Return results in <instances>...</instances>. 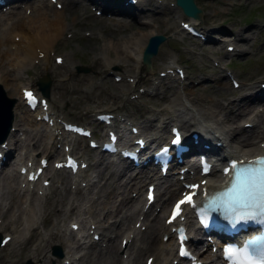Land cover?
I'll return each mask as SVG.
<instances>
[{"label":"rangeland","instance_id":"obj_1","mask_svg":"<svg viewBox=\"0 0 264 264\" xmlns=\"http://www.w3.org/2000/svg\"><path fill=\"white\" fill-rule=\"evenodd\" d=\"M90 1L94 2L93 0ZM149 1L150 0H148L147 5L152 6ZM39 2L41 3V0H38V4ZM195 2L202 9L201 20H198L199 25H203L204 23L211 24V22H213L216 25H220L223 28L228 29V32H226V30L219 32L221 34L228 33L226 34L228 37H224L225 39L218 42V44L214 46L211 43L200 42V40L196 37H193L176 27L178 23L177 18L181 17L179 8H158V12L149 15L153 16V21L151 20L148 22L143 19L141 23L144 25L140 23V27H143L146 30L152 28L156 31L168 32L170 35H168L166 39L160 43L156 53L157 57L151 59V67H149L148 70H145L142 67L141 62L136 58V55L135 58L132 56L134 53L137 54V52H134L133 50L130 52V57L122 54L112 55V48L110 47L111 40H116L115 48L118 47V42L122 40V38L130 36L129 33L133 29L132 27L134 26V23L137 24L134 20H127L125 17L117 18L115 15L107 17L109 16L110 11H106L105 8H103V10L106 14H96L94 12V8L92 7L93 5L90 3H76V5L68 0L62 2V6L58 8L66 12L65 17L63 18L65 27L63 31L57 35V37L55 36L53 40H48L47 43H50L54 49L47 56V58H43L44 56L38 55L35 58L37 60L34 61L32 60L33 54H31L25 62L17 65L14 64L15 66L8 64L7 67L9 66L11 68H8L13 70L12 73L15 75L13 81L15 80L14 82L18 85L30 84L35 87V80L37 77L43 72H47L51 81L48 101L52 108L55 109L57 116L80 122L82 124H87L91 127H99L93 119L95 111L101 109L111 110L121 108L125 114L127 112L130 117H134L139 125L142 124V128L139 126L140 130L147 137L154 135L159 136L164 134L165 130L155 125L154 121L156 120V117H152V113L149 109L152 111L155 108L154 106H160L161 110L162 105L165 104V107L167 106V110H164V114L168 118L172 114L178 121L186 123L189 118L194 117L196 121L210 122L212 125L215 123V128H217L216 126H222L223 128L220 131L222 133L225 132L228 136L235 132L236 137L245 138L249 136L248 140L249 138L252 140V137L255 135L258 137L261 134V112L264 108L256 111V109L259 108L258 104L252 103L253 106L252 104L250 105V107H252L250 111L247 110V112L245 111L246 109H244L241 114H238L233 119H230L233 123L229 124L226 120L227 117L225 118V107L221 108L218 104H214L216 100H218L219 103L223 102L222 100H224V97L221 96L223 92L217 95V99H211V102L210 97L213 94L212 91L214 87L219 82L224 83L225 81V83L231 87L230 82L223 77L222 71L217 69V64L221 63L222 65L227 66V63H229L231 70L235 73V77L238 78L239 81H250V79L251 81H256L258 79H264V0H195ZM36 3L37 2H35L34 5H36ZM28 5L30 6L31 3ZM52 7L53 4L50 6L47 5L46 10L50 12ZM70 8H72V14L68 15ZM16 9L22 11L23 7L14 8V11ZM76 13L77 16H74ZM0 14H2V16H15L16 13L10 11L7 14L2 12H0ZM143 16L147 15H142V17ZM113 19H118L119 21L116 22ZM188 20L192 22L194 19L192 17H188ZM120 21H122V24H119ZM5 26V23L3 25L0 24V31H2ZM13 34L16 35V33ZM238 34L242 37L239 40ZM234 35L238 37V41L236 40L235 42H237V45L240 47L238 48L240 53L226 55L224 41H229L231 39L229 36L232 37ZM232 44L235 43L232 41ZM55 53L62 55L61 63H55L53 61V54ZM210 58L211 60L214 58L215 64H211ZM112 59H114L113 62H111ZM174 61H177L176 63H179L184 67V77H187V79H184L183 83H176L172 79L161 78L160 82L155 85L156 91L154 94H150V92H141L138 93L135 98L129 97L128 94L132 92V89H134V86L131 87V85L132 82H136L134 81L136 79V75H138L141 83H146L148 81L146 76H148V74L156 73L158 66L160 68L164 63L166 64L167 62ZM74 64L88 66V69L76 71ZM113 72H118L120 74V78H113ZM125 75H130V77L124 78ZM206 77L210 78L207 79ZM195 78L197 81L193 82L192 80ZM0 84L3 87L5 94L8 96H14L16 100L14 104L19 102L17 94L11 93L9 84H5L3 81H0ZM235 91L238 90H234L232 93ZM245 91L246 89H240L237 93L238 97L243 95V92ZM164 92L173 98V101H165V103L164 100L161 101L159 98ZM201 97H203V99L206 98V101L200 99ZM234 99L236 101L234 100L232 109L236 112V106L243 101L237 100L236 92ZM229 102H231V99ZM229 102L227 99L225 103L229 104ZM17 108L16 117L19 116V109L22 110V107L19 105ZM25 113H27L26 116H29V114L31 115L28 110L25 111ZM251 114L253 127L248 129L245 128V130L241 126L240 120L249 117ZM14 116L15 114L13 115V119ZM155 116H157V114ZM27 118L29 119V117ZM28 119H25L23 122H19L18 125L16 124L17 127L23 131H30L32 128L36 127L37 124L43 125V123L39 120L34 122L32 117L30 118V121ZM148 123L151 127L143 128V125L145 124L144 126H148ZM16 125L11 123L10 130L13 128L14 132V126ZM218 129H220V127ZM10 130L7 133H9ZM49 130L50 128H48L47 131L49 132ZM97 130L98 129L95 128V133L99 135ZM75 141L76 145L74 146V151L80 153L81 155H86L90 160V169L81 170L80 174V177L83 179H85L86 175H88V184L81 186V190L77 191L75 186H69L66 171H54L53 178L56 179L59 186L53 188L54 192L51 191L48 195L38 196L39 199L35 200V213L33 214L32 220H35L33 224V226L36 227L34 228L35 232L31 230L33 227L30 228L31 220L19 224L23 217V214H21L20 217L16 216L15 220L10 221L8 219L9 210H6L2 219V224L9 231L11 228L15 229V238H23L24 240L22 239V242L12 241L1 247L0 258L6 257L8 261L12 259L15 261L14 264H22L26 259H29L27 264H40L42 260H44L46 264H50L49 244L54 242L52 241L53 238L54 240L57 238L53 237L50 240L51 237L48 236L49 239L47 242H43V240L46 239L48 229L56 233L57 237H63L62 241L59 242L60 247L62 252H68V254L72 255L73 264H98L95 260L91 263H85L83 256L85 252L89 249L94 251L98 248H104V245H107V242L109 243V241H115L116 245L119 242V231H112L110 226L113 224V221L119 219L124 208L120 207L117 211H115V207L118 203V205L121 206L120 201L122 198L126 201V198L129 196L128 188L131 187L130 189H133V186L138 187V178L136 177L130 181L127 180V177L123 173L118 172L123 162L114 157L107 160L105 155H101L102 157L98 156L97 158L95 155L96 152L87 147L85 138L80 140L77 138ZM44 142L45 140L42 143L44 144ZM227 144L229 147L231 146L232 148H235L233 147V144H235L233 139L228 138ZM40 145L33 149H38L41 147ZM232 148L231 150H233ZM39 149V153H42ZM16 150L18 151L19 149ZM100 158L102 160L104 159L103 162H97L98 160L102 161ZM94 169H96V171L100 169L102 170L101 172L105 171L104 173H106L107 170L108 172L111 170H114L115 172H110L111 176H107L108 172L105 177L103 176L105 174H103L102 179L99 178ZM170 177L172 178L171 175ZM106 178L107 182L103 186H100L102 182L101 180H105ZM162 178L157 180L158 184L161 183ZM162 181L164 182L165 180L162 179ZM10 182L12 183V181ZM98 185L100 186L99 190L96 189ZM158 187L160 188L161 185ZM15 197L17 196L15 195ZM60 197H62V201L64 202L61 205L62 209L59 213H57L58 216L56 218L53 217V202L58 203L57 201L61 199ZM72 200L78 201V204L69 209L68 204L72 203ZM155 205L156 207L158 206V209H154L152 213L156 212L160 215L161 207L157 203H154L152 206ZM44 209L45 211L48 209L47 213H52L51 216L47 217L45 222L42 219L44 216ZM146 212L148 214V210L145 211V213ZM72 217L78 220L80 228L83 232H86L87 224L90 221H92L95 226H97L96 228L100 231L99 240L87 243L86 245H80V247H82V251L78 256L74 252H76L79 248V244L75 239H72V234L70 232H64L68 218ZM147 218L149 217H146L145 219L147 227L144 226L142 229H137L140 230V233L146 232L149 222L152 221L153 217L149 219ZM129 223L131 225L133 220ZM108 225L109 227H107ZM112 233H115V237L111 238L110 236L109 238L108 235H112ZM140 233L134 235L132 242L130 241V243L124 247V251L126 253H128L130 248L142 244V240H139ZM168 239L164 241L167 242ZM23 243L25 247H28V245L30 247L37 245L38 249L40 248V251L34 256L30 253H26L28 250L23 249ZM167 248H169V246ZM79 252L80 250L77 251V254ZM146 252L148 251H143L141 256L142 254L144 256ZM170 258H172L171 255L168 258V262H170ZM140 262L141 260L138 264ZM0 264L6 263L0 262ZM171 264L178 263L174 262Z\"/></svg>","mask_w":264,"mask_h":264},{"label":"bare ground","instance_id":"obj_2","mask_svg":"<svg viewBox=\"0 0 264 264\" xmlns=\"http://www.w3.org/2000/svg\"><path fill=\"white\" fill-rule=\"evenodd\" d=\"M93 1L96 2L98 5H100V7L105 8L106 11L109 10L110 11L109 16H113V14H120V15L127 16L128 17L127 20L131 19V20L136 21V16H132L134 10L131 7V5H129V4H121L120 0H93ZM34 3H32V4H34ZM48 3H49V0L46 2V4L44 3V5H47ZM74 8H76V7H74ZM158 10L159 9H157V8L151 9V10H145V11H143L142 15H147V16H143L142 18L145 21H148L150 19L152 20L153 16H149V15H152L153 13L158 12ZM139 11H141V9H138L136 14ZM12 12L16 13L15 16H12V15L11 16L10 15H3L2 16V14H0V24L1 25H3L4 23L6 24L5 28L2 31H0V81H3L5 84H9V88H10L11 93L17 94L18 96H20L19 86L14 82L15 80L13 81V79L15 78V75L12 73L13 70L9 69L11 67L8 66L9 67L8 68L7 65L8 64L17 65V64H20L22 62H25L29 58V56L31 54L34 55L39 50L42 51V54L44 56H46V53L48 51V46L50 44V43H47L48 40H53L55 38V36L57 37V35L59 33H61L63 31L64 27H65L64 23H63V18L65 17L66 12H64L61 9H58V8H56L54 6L51 8V10L49 12L48 10H46V6H41V5L30 7V10L27 13L25 11H23V10L20 11L19 9H16L15 11L13 10ZM77 13L74 16H77ZM69 14H72V8L69 9L68 15ZM148 16H149V18H148ZM117 18H119V17H117ZM2 19H4V20H2ZM114 21L118 22L119 20L115 19ZM189 22H191V21H189ZM119 24H122V21H120ZM132 28L133 29L129 33L130 36L124 37V35H123L124 38H122V40H120L118 42L119 43L118 47L115 48L116 40H111L110 47L112 48V53H113L112 55H114V54H116V55L122 54L124 56H129L130 57V52L132 50L134 52H137V54H139V52L141 50V47L144 44L145 37L148 34H150V33H152L154 31V29H152V28L148 29V30L144 29L143 27L141 28L140 24H135V23H134V26ZM217 31H219V32L222 31L223 32L224 28L223 27H218L216 32ZM13 33H16V35L13 34ZM13 36H17V37L15 38ZM232 37H234V36H232ZM108 55H111V54H108ZM156 57H157V54L152 55L151 59H154ZM43 58H45V57H43ZM113 60L114 59H112L111 62H113ZM60 65H62V64H60ZM62 67H59V68H62ZM166 68H168V66H166ZM254 85H255V80L251 81V79H250V81L249 80L248 81H242L238 85L237 88H232V87L228 86L225 83V81H224V83H220L219 82V83L216 84V86L214 87V89L212 91L213 94L210 97V102H211V99L212 100L213 99L214 100L217 99V95L222 93V92H223V94L221 96L222 97H227V95L231 94L234 90H238L239 88H243V87L251 88ZM253 93H254V91L250 92L249 95L247 94V95H243V97H241V98H247V99L242 104L236 106V110H237L236 112H234L233 109H232V105H233L234 101L231 98H228V102L231 99V102H229V104L228 103H223V102L219 103L218 100H216L215 102L213 101V102H214V104L215 103L218 104L221 108L225 107V118L227 117L226 120L229 122V124H232L233 122H231L230 119H233L238 114H241L243 112L244 108L246 106H248L249 104H251L255 99L260 100L259 105L264 106V91L262 93H259V94L262 95V97H258V98H256V96ZM172 97H175V96H172ZM159 99L161 101L164 100V103H165V101H173V98H171L166 92H164L163 95ZM200 99L206 101V98L203 99V97H201ZM250 99H252V100H250ZM7 100H8V98H6V97H3V96L0 97V101H1L0 103H4ZM14 100H15V98H14ZM197 100H199V99H197ZM18 103L19 102H16L15 104L13 103L12 105H8L7 109H4L3 105H2V109H0V115L2 116L3 119H1V121H3L4 118H6L5 115L8 112L11 115L10 124L12 123L13 125H16V124H18V122H21V121L23 122L25 119L26 120L28 119L27 118L28 116H26L24 114V112L22 113L20 110L18 111L19 116L16 117V114H17L16 112H17V109H18L17 108ZM252 106H253V104H252ZM166 109H167V106L165 107V104H163L162 105V109L160 111L164 112V110H166ZM149 110H151V109H149ZM12 114L13 115L15 114L14 119L12 117ZM12 120H13V122H12ZM36 121L37 120H34V122H36ZM206 121H207V119H206ZM144 125H143V128L151 127V126H149V123H148V126H144ZM56 127H57L56 124H54V128H56ZM214 127H215V123H214ZM216 127L217 128L220 127L219 130H221L223 128L222 126H219V127L216 126ZM1 128L2 127L0 126V130H1ZM52 128L53 127H50V130H53ZM12 130H13V128H12ZM12 130H10V132H9L11 136H12V132H13ZM44 130H45V128H39L38 131L37 130L26 131L25 132L26 142L30 141L31 145L34 146L33 148L38 147L41 144V147H39L40 148L39 150L42 152V154H45V155H48V153H50V154H53V153L58 154L60 152V150L58 151V149L56 147H52L51 146V143H52L51 141H50L51 142L50 144L47 143L50 140V137H52L53 131L50 132V130H49V132L48 131L46 132L47 139L45 140L44 144L42 143L40 137L42 136V132H44ZM8 131H9V128L7 129V132ZM150 137H154V136H150ZM227 137L230 138V139H233L235 141V144H233V147H235V148H232L231 146H230V148L233 149L232 150L233 152L235 150H238L236 152L239 155L240 154H246L247 155V154H251V153L258 152L259 150H261V147L258 150L257 149H253V148H255V146L249 144V140H250V138L248 140L249 136L245 137V138H239V137H236L235 132H233L230 136H228V134H227ZM201 140L203 141V138ZM8 142L9 143L13 142L12 145L15 147V149H19V145H17L14 142V139H12V140H10ZM7 148H8V146H7ZM103 160H102V162H103ZM101 171L102 170H100V169L97 170V175L99 176V178H102L103 174H105V175H103L105 177L106 173L108 172V170H107L106 173H104L105 171H103V172H101ZM110 172L112 173V170ZM110 172L107 173V176H111ZM10 173H11V171L10 172H4L0 176V196L4 200H5V197H8L9 198L8 200H10V205H9V207L6 210L11 211L9 214H11L14 211H16L15 213L19 214L18 215L19 217H20L21 213H24L27 221L31 220L32 219L31 218L32 217V209L34 207V204H36V203H34L33 199L36 196L32 197V195H30V197H29V199L27 201V203H28L27 207L24 206L25 208H21L20 205H18L16 203V199L14 198V189H13V184L10 182L11 181ZM136 177L138 178L137 179L138 187H140L141 184H143V178H141L140 175H137ZM213 177H220L219 173L215 169L213 170V172H211L210 175L206 176L207 182H209ZM101 181L102 182H101L100 186H103L107 182V178L105 180H101ZM98 182H100V181H98ZM160 185H161V187H162V189L164 191H167V195L163 196L160 199L161 204H164L167 201V197L171 193L175 192V190L177 189V184H176V180H175L174 182H171V181H164L163 182V181H161ZM100 186L98 185V187L96 189L99 190ZM158 186H159V184H158ZM139 190L140 189H138V191ZM60 198L61 199L59 201H57L58 203H56V202L54 203L53 202V209H52L53 210V215H54L53 217H56V218L58 216L57 213H59V211L62 209L61 205L64 202V201H62V197H60ZM139 198H140V196L138 195L137 199L139 200ZM5 202H7V201H5ZM135 202H136V200H134V199L132 200V198L129 197V198H126V201L124 200V198L121 199V201H120V205L121 206L118 205L119 203L116 204L117 206L115 207V211H117L120 207L124 208V210H123V213L120 215L119 219L113 221V224H111L110 229L112 231L118 230L119 231L118 233H120L123 230V228H125L126 226L127 227L129 226V222L131 221L132 217L137 212V210H136L137 207L135 206ZM73 206H74V203H72V204L70 203L69 204V209L71 207H73ZM138 208H139V206H138ZM47 211H48V209L46 211L44 209V216L42 217L44 222L46 221L47 217L51 216V214H52L51 212L47 213ZM3 212H4V210L2 208H0V213H3ZM145 215H147V212L144 213V216ZM50 219H51V217H50ZM31 222H32V220H31ZM109 225L107 227H109ZM167 228L168 227L165 226L162 223V221H157V219H155L154 216H153L152 221L149 222L148 229L146 230V232L145 233H140L142 244L141 245H137V246L134 247L130 258L128 259L129 261H131V264H138V262L141 260V257L143 256V254L141 256V253L143 251H145V250L149 251V254H153L152 264H166L167 255L170 252V246H169V248H167L168 246H166V241L162 240L160 237H159V240H157V237H158L157 233L159 231H164V230L167 231ZM31 230L35 232L34 228H32ZM47 234L51 238L55 237V233L52 230H50V229H48ZM110 236H111V238L115 237L114 233H113V235H108L109 238H110ZM45 240H47V239H45ZM119 242H120V240H119ZM116 243H117V241H116ZM22 246H23V249L28 250V252L26 251V253H30L33 256L37 255V253L40 251L39 250L40 248L38 249L37 245L31 246V247L28 245V247H25V245L23 243ZM116 249H117V246L115 244V241H113V242L109 241V243L107 242V245H104V248L103 247L102 248H98V249H96L94 251L89 249L83 255L85 263L86 262L87 263H91L92 261L95 260V262L98 263V264H120V258L116 254ZM43 250H44V248H43ZM164 252H165L164 258H157V257L161 256L162 253H164ZM0 262L1 263H6V264H14L15 261L12 260V259L10 261H8L6 257H1L0 258ZM40 264H46V263H45L44 260H42V262Z\"/></svg>","mask_w":264,"mask_h":264},{"label":"snow or ice","instance_id":"obj_3","mask_svg":"<svg viewBox=\"0 0 264 264\" xmlns=\"http://www.w3.org/2000/svg\"><path fill=\"white\" fill-rule=\"evenodd\" d=\"M185 27H187V25ZM28 95L31 94L28 93ZM251 163L264 164V160H257ZM232 167L235 175L232 181V186L228 190V192L225 193V195L229 196L233 200V202L237 204L246 203L249 206L255 207L264 203V168H238L235 162H233ZM234 193L236 194L235 196H233ZM149 199H151V196L149 197ZM191 201V195L186 196L184 199L178 201L175 209L172 212V217L176 218L179 215L181 206L186 202L191 203ZM181 254H183V251L181 252Z\"/></svg>","mask_w":264,"mask_h":264},{"label":"water","instance_id":"obj_4","mask_svg":"<svg viewBox=\"0 0 264 264\" xmlns=\"http://www.w3.org/2000/svg\"><path fill=\"white\" fill-rule=\"evenodd\" d=\"M176 2H178V4L182 7L183 11L187 14H193V15H197V8L193 3V0H176ZM164 38V36L160 33H153L149 36L148 41L146 42L145 46H144V52H143V58L142 60L144 61L145 66H147L149 59L151 57V55H153L156 52V48H157V44ZM48 81V79L46 80V82ZM41 86V84L39 85ZM1 93V92H0ZM1 97V94H0ZM11 99L9 100V102H4V103H0V109L2 108L1 106L3 105L4 109L8 108V105L11 104ZM1 102V101H0ZM6 120L8 121L9 118V112L6 113ZM1 118L0 117V122H1ZM3 119V118H2ZM5 120V125H7V121ZM6 127V126H5Z\"/></svg>","mask_w":264,"mask_h":264}]
</instances>
